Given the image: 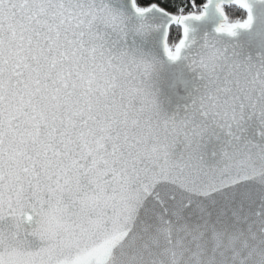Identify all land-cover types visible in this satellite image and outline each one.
Segmentation results:
<instances>
[{
    "label": "snow or ice",
    "instance_id": "6c2138e0",
    "mask_svg": "<svg viewBox=\"0 0 264 264\" xmlns=\"http://www.w3.org/2000/svg\"><path fill=\"white\" fill-rule=\"evenodd\" d=\"M0 264H264V0H0Z\"/></svg>",
    "mask_w": 264,
    "mask_h": 264
}]
</instances>
